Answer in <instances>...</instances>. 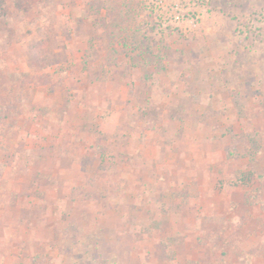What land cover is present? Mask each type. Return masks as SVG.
I'll return each mask as SVG.
<instances>
[{"label":"rangeland","instance_id":"rangeland-1","mask_svg":"<svg viewBox=\"0 0 264 264\" xmlns=\"http://www.w3.org/2000/svg\"><path fill=\"white\" fill-rule=\"evenodd\" d=\"M210 1V13L200 25L183 32L182 27H152L141 0H0V254L6 264H131L129 257L111 252L109 241L97 230L107 215L108 189L114 198L121 191L128 193V214L143 219L134 228L139 233L133 232L138 247L159 250L158 260L164 264H174L169 260L181 249L210 262L220 251L217 264L233 257L239 264H264V0ZM206 74L218 84L215 91L231 97L232 106L199 110L206 88L214 89L208 87L212 81ZM121 89L132 105L122 118L128 129L138 130L135 120L145 124L138 144L144 143L146 130L170 144L180 140L184 130L191 134L185 149L186 156L192 153L194 168L203 165L198 154L201 136L223 139L227 160L247 161L246 168L232 171L226 182L234 201L223 202L219 196L207 208L196 207V218L205 220L193 232L197 236L205 229L202 234L216 235L215 252L202 255L193 247V235L186 244L190 246L183 248V236L172 233L167 217L161 218L183 201L185 192L195 202L210 194L213 183L222 187L223 179L211 175L215 167L209 166L210 173L193 169L190 184L182 179L170 185L141 182L145 192L137 202L135 191H128L139 184L124 176L127 169L116 170L119 138L99 129L100 123L120 119L123 101L119 95L112 99L109 91ZM168 98L170 105L165 104ZM203 128L211 129L208 136L199 131ZM71 136L78 138L73 141ZM79 137L86 141L83 154ZM250 152L255 153L253 160ZM78 154L105 158L90 175L97 188L88 182L89 189L86 183L85 191L78 190L68 183L77 177L71 162ZM58 156L63 158L56 160ZM55 162L58 174L47 175ZM238 173H248L247 180L240 181ZM52 179L65 189L69 202L78 197L84 204L93 203L78 212L71 203L64 206L57 214L60 228L53 232L34 217L40 207L33 198L40 196L35 187L46 188ZM151 189L158 194L151 196ZM184 204L186 212L189 206ZM86 220L94 230H88ZM146 233L149 239L143 241Z\"/></svg>","mask_w":264,"mask_h":264},{"label":"crops","instance_id":"crops-1","mask_svg":"<svg viewBox=\"0 0 264 264\" xmlns=\"http://www.w3.org/2000/svg\"><path fill=\"white\" fill-rule=\"evenodd\" d=\"M204 73V71L202 70ZM205 78L208 79V74L205 75ZM211 79H208V81ZM211 86L213 91H211L210 88H206V96L203 103H200L199 106H201L200 111H206L209 109H216L218 110L221 106V104H225L228 106H232V99L231 97L228 96V94L225 96L223 93H220L219 91H215L217 89V83H213ZM214 84V85H213ZM165 89V88H164ZM216 92V94H215ZM166 93L168 96L172 95L170 91L166 90ZM120 96V99L123 101V103L120 105L119 110L122 111H117L122 112L119 113V120L116 122H108V123H100L99 129L106 134H114L116 135L118 139L117 144L119 145V160L118 165H116V170L119 169L122 170L123 168L127 171L124 173V176H131L132 177V183H138L139 185L136 187V190L129 188L128 191H135L134 198L136 197V202L138 199V196L145 192V189L141 187V182H147L150 183L151 185L154 186L153 184H172V183H181V179L183 184H190L193 181V175L195 174V171L193 169L201 168L203 173H210L209 168L210 167H215V172L211 175L213 176H219L220 179H223L224 184L222 187L217 186L218 188H215V183L212 184V188L209 189L205 198L201 199L202 195L196 200L195 202L191 201V198L187 195L185 192L183 201L180 204H177L176 208L173 211H170L168 214L164 213L161 215V218L167 217L168 221L173 227V232L172 233H180L183 236V241L179 242L180 245H183V248H188L190 245H187V241H190L194 239V243L196 245H193L197 247V250H200L202 255L208 253L209 251L215 252L217 243L216 240L217 236H211L208 235V233L202 234L205 229L201 230L198 232L195 236V232H193L195 225L197 223L203 222L205 219L199 217V219L196 218V207L202 206L203 208H207V206L213 202L218 201V197L222 196V200L224 199L225 201L223 202H228L229 199L235 200V197H231V193L233 192L230 186H226V182L229 181L231 177L233 176L232 171H243L238 169L240 166H243V168H246L245 164L247 161H245L244 158H241L239 161H229L224 155V147H225V142L223 139L216 137L213 138V136H209V140H207V137L201 136V138L198 140L199 146L202 148L199 151V155L203 156L200 160H202L203 165L201 167H196L195 165H192V153L189 152L187 153L188 156H186V151L185 146L189 144V139L191 138L189 134L186 133V131L183 130L180 136V140L173 141L171 144L169 142L165 143L163 141L162 135H158L157 138L155 137H150L149 133L150 131H145L147 133L146 139L144 143L138 144L139 139L141 138V131L143 127V120H135L138 125V130L135 128V131H131V129H128V126L126 124L128 123L125 122L124 118L126 115L125 113L130 112L132 109V105L129 104L127 105L129 101V97L127 95V91H124L121 89L120 91L114 90V92L109 91V96L112 99H116L117 96ZM104 96H107V93L104 92ZM154 96V95H153ZM183 98H185V95L183 94ZM166 105H170V100L169 98L166 100ZM116 109V108H115ZM135 110H138L136 107ZM137 116V115H136ZM138 121V122H137ZM73 124H78V123H73ZM145 125V124H144ZM204 124L199 125L198 128H202ZM176 127H180L181 124L177 123L175 125ZM205 126V125H204ZM187 127V126H186ZM125 128L127 130L125 131ZM184 128V127H183ZM211 129H206L203 128L202 131L199 130L200 132H203L205 136H208L207 133L211 132ZM85 134V133H82ZM108 136V135H107ZM78 136H71V140L76 141ZM125 140V143L127 145L124 148H121L120 145H123L125 143L119 142V140ZM79 148H81V153L83 154V151H85V145L86 141L83 138L79 137ZM89 143L87 144V146ZM140 145L139 147H137ZM128 154L130 157L123 156V153ZM99 155H95L90 158V157H84V155L78 154L76 160L71 162V168H74L77 173L76 179L72 182V180H67L69 184L75 185L78 190L83 189L85 191V184L87 183V188H88V182H90L91 187L97 188L99 185L98 183H94L90 179V175L93 173V166H97L99 162L105 163V158L102 157V155L99 156V160H97V157ZM63 156H58L55 159L59 160L62 159ZM196 158L198 156L196 155ZM123 159V161H122ZM247 159V158H246ZM90 160V161H89ZM88 162V163H87ZM74 163V164H73ZM135 164V166H129V164ZM95 164V165H94ZM233 164V165H232ZM46 165H48L46 163ZM87 165V166H86ZM192 165V166H191ZM210 166V167H209ZM234 166V167H233ZM53 168L51 169V172H46L47 175L51 174V176H54L58 174L57 168H56V162L52 166ZM128 167V168H127ZM212 169V168H211ZM238 169V170H237ZM62 170V169H59ZM130 170V171H129ZM150 170H153L152 172ZM129 171V173H128ZM213 171V169H212ZM63 172V171H62ZM111 172V171H109ZM234 172V173H236ZM74 173V172H73ZM154 174V175H153ZM123 175V172L121 173ZM152 175V177H151ZM206 176V175H205ZM203 176V178H205ZM235 176V174H234ZM79 177V178H78ZM127 177V178H128ZM130 177V178H131ZM139 179V180H138ZM65 180V179H64ZM50 185L48 187L44 188V186L35 187L36 192H40V196L38 198L33 197L34 199L37 200V204H39L40 210H39V215H35L34 217L38 218V223L42 225V228H46L47 230H51L53 232L54 228H56V231L60 228V223L59 222V216L57 214H61V210L64 209V206H68L69 203L71 207L75 209V212H78L80 208H85L88 209L90 205H93V203H87L84 204L80 198L75 197L74 200L71 198V201L69 202L68 199L66 198V193H63L65 190L62 188L60 189L58 184H55V181L53 179L51 180ZM94 185L92 184V182ZM130 182V184H131ZM202 184L206 183V180L201 181ZM40 183L39 185H41ZM112 184L111 181H108V185ZM237 186L235 188H238L241 192V185L236 184ZM203 188V187H202ZM89 189V188H88ZM87 189V190H88ZM72 190V188H71ZM71 190L69 192H71ZM109 191V198L104 202L105 209H106V214L104 219H103V226H99L98 231L103 233V238L106 239V241H109V244L111 246V252H118V255L121 256V258L127 256L131 259V264H164L165 262H161L158 260L159 256V250L157 252V249L155 250H150L148 246L141 245L138 247L136 239L138 238L136 235L134 236L133 232H137L134 228H136L137 223H141L142 220L141 218L136 216L137 214L129 215L128 212V201L127 198L129 197L128 193L126 192H120L118 196L115 198L113 197L114 194H112L111 190L108 189ZM180 190V189H178ZM235 190V189H233ZM130 191V193H131ZM206 191V189H204ZM176 192V191H175ZM201 192V191H200ZM147 193H150L152 196L153 194H158L157 191L154 192V189H151V191H148ZM69 194V193H68ZM160 194V193H159ZM241 194V193H240ZM30 195V194H29ZM108 195V194H107ZM133 196V195H131ZM243 197V196H242ZM32 195L29 196L28 199V205L30 206L31 204L29 202L33 201ZM74 201V202H72ZM135 201V200H134ZM239 202V201H236ZM184 203H187V206H189V210L184 212V209L186 208V205ZM134 204V203H133ZM197 204V205H195ZM35 204H33L34 206ZM193 207V208H192ZM88 212V210H86ZM136 213V212H135ZM57 218V220L52 219L53 217ZM158 217H155L157 222L159 221V215ZM94 219V216H92V220ZM145 220H149L148 217H146ZM86 223L88 224V230H94V224L92 222L86 220ZM131 227V228H130ZM193 227V228H192ZM103 228V231L101 229ZM144 232V231H143ZM149 232V231H147ZM158 232V229L154 231V233ZM192 232V233H191ZM153 233V234H154ZM190 234V235H189ZM146 235L148 233L143 234L141 236V239L146 240L149 239ZM203 235V236H202ZM205 235V236H204ZM136 237V238H135ZM196 239H195V238ZM197 237L201 238L200 242L197 241ZM101 238V237H100ZM161 241V240H160ZM160 243V242H158ZM191 243V242H190ZM177 247V246H176ZM169 248V247H167ZM166 250H169L167 249ZM167 252V251H166ZM178 253L176 251V254L172 260H169V262H172L175 260L174 264H177L176 262L179 261L178 264H217V261L219 260L220 256L222 255L220 251L215 252V259H213V262L210 261H203L201 260V255L200 256H195L192 254H186L183 252V249ZM209 254V253H208ZM185 255V256H184ZM4 254H0V263L5 262L2 259ZM152 256V257H150ZM180 256L186 257V261H184ZM177 257V258H176ZM206 257V256H205ZM129 259V260H130ZM156 261V263H152L151 261ZM15 262V260H13ZM151 262V263H150ZM15 264V263H14ZM170 264V263H169ZM219 264H239L237 262V258H229L225 259V262L219 263Z\"/></svg>","mask_w":264,"mask_h":264},{"label":"built area","instance_id":"built-area-1","mask_svg":"<svg viewBox=\"0 0 264 264\" xmlns=\"http://www.w3.org/2000/svg\"><path fill=\"white\" fill-rule=\"evenodd\" d=\"M152 27L187 32L198 27L210 13V0H141Z\"/></svg>","mask_w":264,"mask_h":264},{"label":"trees","instance_id":"trees-1","mask_svg":"<svg viewBox=\"0 0 264 264\" xmlns=\"http://www.w3.org/2000/svg\"><path fill=\"white\" fill-rule=\"evenodd\" d=\"M254 154H255L254 152H250V153H249V160H250V159L253 160V156H254ZM238 174H239L238 179H239L240 181H243V180L245 181V180H247L248 177H247L246 175H247L248 173H238ZM165 249H166V248H165ZM165 253H166V252H165ZM170 253H172V251H170Z\"/></svg>","mask_w":264,"mask_h":264}]
</instances>
